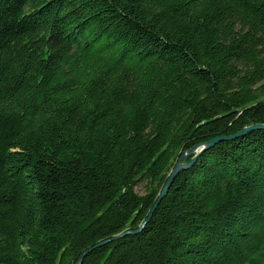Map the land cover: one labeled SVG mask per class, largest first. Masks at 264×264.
<instances>
[{
	"label": "trees",
	"instance_id": "1",
	"mask_svg": "<svg viewBox=\"0 0 264 264\" xmlns=\"http://www.w3.org/2000/svg\"><path fill=\"white\" fill-rule=\"evenodd\" d=\"M255 125L264 0H0V264H264Z\"/></svg>",
	"mask_w": 264,
	"mask_h": 264
},
{
	"label": "water",
	"instance_id": "2",
	"mask_svg": "<svg viewBox=\"0 0 264 264\" xmlns=\"http://www.w3.org/2000/svg\"><path fill=\"white\" fill-rule=\"evenodd\" d=\"M256 130H263L264 131V125H255V126H252V127H249V128H246L244 129L240 134H238L237 136H234V137H231V138H219V139H215L209 143H206V144H203L201 146H197L195 147L194 149H192L191 151L185 153L182 158L180 159L179 163L177 164L176 168L174 169L173 173L171 174L169 180H168V183L167 185L165 186L163 192H162V195L160 196V199H159V202L167 195L168 193V190L173 182V180L175 179V177L178 175V173L180 171H183V170H188L190 167H192V165L195 163L196 159L198 158V156H200L203 152L213 148L214 146H216L218 143L222 142V141H229V140H234V139H237L238 137H241V136H245L247 133H250V132H253V131H256ZM195 158L192 162H190L189 164H185L184 161L189 157V156H193L195 155ZM158 202V203H159ZM157 208V205L155 207V209ZM154 209V210H155ZM149 221V220H148ZM145 227V224L140 228V230L137 232H141L143 231ZM128 234H131V233H127L126 235ZM86 257V255H84L81 260L79 261L78 264H82L84 258Z\"/></svg>",
	"mask_w": 264,
	"mask_h": 264
},
{
	"label": "rangeland",
	"instance_id": "3",
	"mask_svg": "<svg viewBox=\"0 0 264 264\" xmlns=\"http://www.w3.org/2000/svg\"><path fill=\"white\" fill-rule=\"evenodd\" d=\"M136 193L140 196L146 195V184H141L136 188Z\"/></svg>",
	"mask_w": 264,
	"mask_h": 264
}]
</instances>
